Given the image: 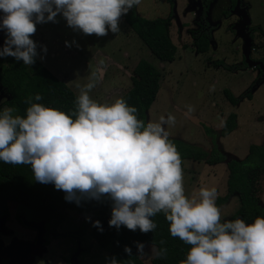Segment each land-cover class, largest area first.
<instances>
[{"label":"clouds","instance_id":"clouds-1","mask_svg":"<svg viewBox=\"0 0 264 264\" xmlns=\"http://www.w3.org/2000/svg\"><path fill=\"white\" fill-rule=\"evenodd\" d=\"M139 2L0 0L5 33L0 57L32 65L38 57L30 38L35 25L55 23L57 14L85 35L118 33L119 17ZM40 51L46 48L40 46ZM92 87L89 83L80 90L67 114L33 102L41 100L38 92L26 99L23 115L12 107L0 108V163L29 166L36 182L51 183L77 205L80 197H106L111 202L107 223L116 229L152 232V217L163 212L169 235L189 246L178 264H264V217L250 223L222 220L214 187L202 186L191 197L184 194L180 154L165 127L173 118L138 119L136 107L123 97L103 103L91 99ZM92 226L102 230L98 221ZM134 243L137 255H143V243ZM123 251L131 253L127 246ZM151 251L162 257L166 249L153 244ZM108 264L119 262L113 256Z\"/></svg>","mask_w":264,"mask_h":264},{"label":"rangeland","instance_id":"rangeland-1","mask_svg":"<svg viewBox=\"0 0 264 264\" xmlns=\"http://www.w3.org/2000/svg\"><path fill=\"white\" fill-rule=\"evenodd\" d=\"M262 1L243 0L242 4L249 7L252 25L264 28V6L260 5H264ZM191 3V0H174L172 5L167 0H140L135 9V14L147 23L167 19L175 10V17L180 23L178 29L172 18L169 29L170 40L177 49L172 63L158 61L139 40L134 28L126 21L130 9L119 17L118 33L108 32L100 37L73 31L59 14L55 17V23L35 25V32L31 36L35 37L33 41L37 44L36 60L50 73V78L65 84L76 96L85 85L92 83L93 87L88 90V94L98 103L125 94L131 87L130 78L134 68L140 61H145L160 74L159 91L147 112L146 121L171 116L172 122L165 127L169 139L175 144L200 148L208 154L213 146H218L223 154L240 162L247 157L250 145H264V85L256 93L249 92L250 98L243 97L253 76L248 77L246 72L233 74L235 70L225 71L220 64L217 65L221 62L220 58L226 65H231L232 58L240 62L239 55L231 56L228 49L224 54L220 53V44H217L218 50L210 49L203 55L191 48L189 35L183 29L180 30V24L186 25L192 21ZM41 24L45 31L39 37ZM212 39L216 43L219 41L217 35L212 36ZM65 41L70 46L66 47ZM72 41H75L74 45ZM40 46H44L46 52L41 53ZM225 90L239 101L238 107H231L223 94ZM4 101L0 98V108L6 107ZM232 113L237 117L236 128L223 137V124ZM205 129L213 134L207 135ZM230 160L227 159V162ZM227 162L208 165L204 162L185 161L182 167L184 194L191 197L202 186L214 187L217 193L215 203L220 209L222 220L229 219L239 207V198L227 195ZM250 180V196L264 208V172L252 173ZM225 197V201L217 204L218 199ZM65 213L67 223L74 228L80 226L83 238L92 245L94 264H107L110 254L101 249L89 235L94 221L93 214ZM63 230L69 229L63 226ZM17 233L22 236V231ZM69 240L73 245V241ZM138 256L144 264H160L159 258L149 246H144V254Z\"/></svg>","mask_w":264,"mask_h":264},{"label":"trees","instance_id":"trees-1","mask_svg":"<svg viewBox=\"0 0 264 264\" xmlns=\"http://www.w3.org/2000/svg\"><path fill=\"white\" fill-rule=\"evenodd\" d=\"M172 4L173 0H168ZM134 5L126 19L128 25L134 28L139 40L147 47L151 55L163 63H172L175 59L177 49L169 37L171 27L170 18L155 20L154 22H143L137 14ZM200 53H206L208 41L200 38L196 43ZM49 79L51 80L49 82ZM131 87L123 94L126 102L136 107L137 118L146 121L147 112L154 103L159 91L160 74L150 64L140 61L132 72L130 78ZM1 83L8 88L12 101L8 106L16 110V114L23 115L28 106L25 101L33 93L41 95V103L47 107L59 109L66 114L75 108L74 100L77 97L65 84L50 78V73L39 61L30 65L14 64L3 72ZM225 98L231 106L238 103L230 92L224 91ZM250 98V95L244 96ZM236 115L231 114L224 122L221 135L228 136L236 128ZM207 135L213 133L205 129ZM177 151L181 158V168L185 161L204 162L208 165L220 161L216 149L212 151L211 158L200 148L191 147L183 143H176ZM218 153V154H217ZM221 157V155H220ZM222 158V157H221ZM226 181L227 195H236L239 198V207L229 219L240 218L250 223L256 216L264 217L262 208L256 199L250 196V176L256 171L264 172V145H250L247 157L240 162H231L227 168ZM65 193L56 190L51 183L43 184L32 178L31 170L27 165H11L0 163V206L6 202L17 203L41 213L73 212L81 215L93 214L94 221L99 222L100 229L92 226L91 238L111 257H115L119 264H144L137 255L134 242H141L144 246L155 244L157 248L166 249L162 257H158L160 264H178L185 258L188 245L179 238L172 237L168 232V222L164 219L163 212L155 214L152 219L156 228L152 232L141 233L139 229L132 231L121 226L119 229L108 225L110 218L111 202L104 196L99 200L80 197L79 205L64 199ZM227 199H218V203ZM164 241L161 245L159 242ZM127 246L131 249L126 254L123 249ZM108 259V260H109ZM108 264V261H107Z\"/></svg>","mask_w":264,"mask_h":264},{"label":"flooded vegetation","instance_id":"flooded-vegetation-1","mask_svg":"<svg viewBox=\"0 0 264 264\" xmlns=\"http://www.w3.org/2000/svg\"><path fill=\"white\" fill-rule=\"evenodd\" d=\"M242 1L191 0L192 21L186 25L180 24V30L183 29L189 35L191 48L199 55L205 54L200 53L198 46L195 44L200 38L208 41V51L210 49L218 50L217 44H220V53L224 54L228 49L231 56L239 55L240 62L232 58L231 65H226L223 59L220 58L221 62L217 65L220 64V67L225 71L235 70V72H232L233 74L246 72L247 74H245L248 77L249 75L253 76L250 79L248 91L244 94L246 96L252 91L256 93L264 85V28L256 24L252 25L248 14L249 7L243 5ZM173 3L174 0L172 5ZM174 11L170 23L173 18V22L178 28L180 22L175 17ZM241 12L245 14L246 20H248L245 33L251 41L249 61L258 64L257 66L249 67L242 52L243 41L238 36V29L243 22V18L239 15ZM42 26V24L39 26V29H42L38 31L40 33L39 37L43 36L41 33L45 31ZM191 26H193V29ZM214 35H217L219 39L217 43L212 39ZM30 38L34 40L35 37L31 36ZM4 39L5 33L0 29V48L3 47ZM14 64L24 65L21 61H16L12 57H0V98L5 100L6 107H10L8 104L12 101V96L8 88L1 83V78L3 72ZM238 106L237 103L231 107ZM214 149L219 153L217 154L220 161L211 165L227 162V157L221 150H218V146L212 147L210 154L207 153L206 160L211 158ZM231 162H227L226 169ZM66 216L65 212L63 214L57 212L41 213L11 202H6L3 206H0V264H94V257L91 255L92 245L83 238L80 226L74 228L72 224L67 223ZM63 226H66L69 230H63ZM18 231H22V236H18ZM69 238L73 241V245L70 243Z\"/></svg>","mask_w":264,"mask_h":264},{"label":"water","instance_id":"water-1","mask_svg":"<svg viewBox=\"0 0 264 264\" xmlns=\"http://www.w3.org/2000/svg\"><path fill=\"white\" fill-rule=\"evenodd\" d=\"M239 15L243 18V22L241 23V26L238 29V36L242 39L243 41V55L245 58V62L249 67H253V66H257L258 64H254L251 63L249 61V54H250V50H251V45H250V39L248 38V35L245 33L246 32V26L248 25V20H246V16L244 13H239ZM225 155V154H224ZM227 157V159H231L230 161H235L237 162V160H235L234 158H231L229 155H225ZM260 205V204H259ZM261 206V205H260ZM262 207V206H261Z\"/></svg>","mask_w":264,"mask_h":264}]
</instances>
